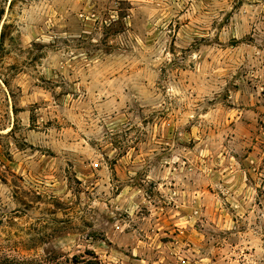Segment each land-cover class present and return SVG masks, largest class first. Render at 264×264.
<instances>
[{"label":"rangeland","instance_id":"obj_1","mask_svg":"<svg viewBox=\"0 0 264 264\" xmlns=\"http://www.w3.org/2000/svg\"><path fill=\"white\" fill-rule=\"evenodd\" d=\"M3 258L264 264V0H0Z\"/></svg>","mask_w":264,"mask_h":264},{"label":"trees","instance_id":"obj_2","mask_svg":"<svg viewBox=\"0 0 264 264\" xmlns=\"http://www.w3.org/2000/svg\"><path fill=\"white\" fill-rule=\"evenodd\" d=\"M9 262V260H7V259H2V260H0V264H11V263H8ZM98 261L96 260V263H97ZM87 264H93V261H91V260H88L87 262H86ZM66 264H68V262L66 263ZM99 264V263H98Z\"/></svg>","mask_w":264,"mask_h":264}]
</instances>
